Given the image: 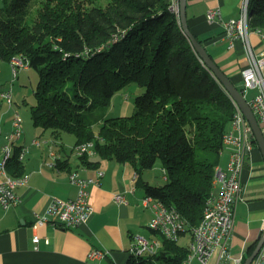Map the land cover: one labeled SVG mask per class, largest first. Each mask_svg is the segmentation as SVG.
<instances>
[{"label": "trees", "instance_id": "1", "mask_svg": "<svg viewBox=\"0 0 264 264\" xmlns=\"http://www.w3.org/2000/svg\"><path fill=\"white\" fill-rule=\"evenodd\" d=\"M34 1L39 6L30 21ZM3 2L0 58L22 57L39 73L37 102L31 106L34 126L56 135L73 133L75 145L93 142L100 159L79 156L87 167H97L101 159L130 163L145 196L179 211L191 227L199 224L214 191L235 104L193 48L173 0ZM248 11L250 29L264 31V0H249ZM132 83L144 89L132 115L92 116ZM17 151L6 165L14 176L24 172ZM159 160L166 180L155 185L143 173ZM56 164L65 168L67 161ZM159 236L163 245L157 253L130 254L126 264H185L188 246Z\"/></svg>", "mask_w": 264, "mask_h": 264}, {"label": "crops", "instance_id": "2", "mask_svg": "<svg viewBox=\"0 0 264 264\" xmlns=\"http://www.w3.org/2000/svg\"><path fill=\"white\" fill-rule=\"evenodd\" d=\"M211 9H219L221 18L209 19L207 13ZM241 12L242 0H187L186 6L189 29L197 38L207 39L204 45L208 52L237 87H242L241 70L248 63L245 43L242 39L231 42L223 21L238 18ZM249 38L257 54L264 52V42L257 30L250 29ZM8 68L10 63L0 58V73ZM9 77L4 80L0 76V181L5 178L1 172L2 146L8 142L16 113H20L19 101L15 100L17 106H14L1 97V90L10 84L12 76ZM249 93L253 94L254 90ZM75 141V137L64 132L56 135L52 130L41 131L36 127L32 132L23 126V135L14 144L28 148L23 160L27 180L16 186L18 203L8 210L0 208V264H126L133 237L143 235V227L149 229L153 213L141 201L145 192L142 195L136 186L135 168L114 159H101L97 167H87L71 147ZM91 157L100 159L97 154ZM229 158L230 148L225 146L218 164L226 168ZM59 159L67 161L65 168L57 166ZM75 170L83 176H96L98 170L104 172L101 184L90 186L93 215L72 228L50 222L34 226L35 215L44 213L53 197L76 196L78 186L69 177ZM242 181L243 199L237 205L228 243L229 256L220 264H235L234 259L241 255L244 263L249 256H246L248 248L260 240L264 230V155L259 146L246 162ZM117 193H124L128 202L116 201ZM36 234L40 236L38 243L34 241ZM94 248L109 253L92 260L89 252ZM218 258L219 251H216L209 261L217 264Z\"/></svg>", "mask_w": 264, "mask_h": 264}, {"label": "built area", "instance_id": "3", "mask_svg": "<svg viewBox=\"0 0 264 264\" xmlns=\"http://www.w3.org/2000/svg\"><path fill=\"white\" fill-rule=\"evenodd\" d=\"M248 5L249 0H242L241 15L238 18L227 19L223 21V24L225 33L231 42L242 39L245 43L248 63L241 70L242 93L249 101L264 130V52L257 54L250 41ZM172 10L180 15V0H173ZM217 16L221 18L219 9H211L207 13L209 19H214ZM257 31L261 34L264 42V31L260 29H257ZM28 67V61L22 57L12 59L10 84L3 88V91L1 90V97L8 104H14V81L18 78L21 69ZM250 90H255V92L250 94ZM232 100L235 104V114L229 130L224 135V147L230 148V158L226 168L219 164L215 167L214 191L206 202L200 223L191 227L176 209L168 208L164 203L151 196H145L143 199L144 205L153 212L152 219L149 222L151 230L173 240H178L182 234L191 232L192 239L188 246L189 256L185 264H192L194 258H197L202 264H207L209 258L216 251H219L217 264H220L224 258L229 256L228 243L235 225L237 205L243 199L242 172L251 152L257 146L251 124L237 101L234 98ZM22 135L23 118L20 113H16L13 119V130L7 135L8 142L2 146L1 172L5 175V178L0 181V208L5 210L14 207L18 203L19 197L15 190L16 186L27 180L25 174L20 176L9 175L6 168L7 162L18 148L14 141ZM34 142H37V140H34ZM19 148V151H17L18 158L23 162L28 148L21 146ZM75 151L78 156L85 154L94 156L96 154L93 142L78 144L75 146ZM103 175L102 170H98L96 176H83L76 170L70 172V181L78 186L76 196L68 199L53 197L46 211L35 215L33 225L39 226L50 222L72 228L88 221L94 213V207L90 200V186L101 184ZM131 191H135V188ZM114 198L121 203L128 202V198L124 193H117ZM159 234L151 233L152 239L146 235H135L129 249L130 254L138 256L157 253L163 245ZM34 241L36 243L40 241L38 234L34 236ZM108 253V250L94 248L89 252V258L92 260L101 259L106 257ZM243 259L244 255L235 258V264H242ZM250 264H264V242Z\"/></svg>", "mask_w": 264, "mask_h": 264}, {"label": "rangeland", "instance_id": "4", "mask_svg": "<svg viewBox=\"0 0 264 264\" xmlns=\"http://www.w3.org/2000/svg\"><path fill=\"white\" fill-rule=\"evenodd\" d=\"M93 1L100 2L101 4H106L108 2V0H93ZM3 4H4L3 0H0V7L3 6ZM38 6H39V2L34 1L32 4V8H31L32 13L30 14V17H29L30 21L32 19H34V16L36 15L35 10H36V8H38ZM9 63H10V69L8 68L6 71L0 73L1 78L4 80L8 79V77L11 76V71H12L11 70V62H9ZM8 74H9V76H8ZM38 80H39L38 71L35 68H32V67L30 68V66H29V68L21 69V71L19 72V77L13 83L14 106H17L15 100L19 101L18 102L19 103L18 108H19V111L21 113L20 115H22V118H23V126L25 129L27 127H28V129L30 128L32 130V132H33L35 127H34V123H33V119H32L31 106L37 102V98L35 95V89L37 87ZM66 87L71 89L72 83L68 82ZM143 92H144L143 88H141L140 86H138L135 83H132V84L124 87L120 91H118L114 95V97L112 98L111 104L108 107H106L105 109L102 107L96 108L93 111L92 116L100 115V113L102 115L107 116V117L118 116V115H128V116L132 115L134 113V110H135V98ZM254 92H255V90H254ZM129 103L131 104V106L127 107V104H129ZM100 123L101 122H97L94 125V128L98 129L100 127ZM64 134L69 135L72 138L75 137V135L73 133L64 132ZM71 144H72L71 147L73 146V148H72L73 151L76 153L75 143L71 142ZM70 150H71V148H70ZM143 178L145 181H149L151 184H155V185H162L165 183L166 174L164 173V170H163V167H162L160 160L157 161V163L154 167L144 169ZM139 189H140L139 193H141L143 195V188L140 187ZM143 199L144 198L142 197V200H141L142 202H143ZM143 233H144L143 235H146L149 238L152 237L150 230L146 227H143ZM191 239H192L191 232H186L185 234H182L179 237L178 242L181 245L189 246ZM192 264H202V263L200 261H198L197 258H194L192 260ZM207 264H213V263L211 261H208Z\"/></svg>", "mask_w": 264, "mask_h": 264}, {"label": "water", "instance_id": "5", "mask_svg": "<svg viewBox=\"0 0 264 264\" xmlns=\"http://www.w3.org/2000/svg\"><path fill=\"white\" fill-rule=\"evenodd\" d=\"M186 6L187 0H180V22L183 31L190 39L193 48L200 56L203 63L207 66V68L213 72L215 77L223 84L228 94L234 98L242 109L244 115L247 120L251 124L258 146L260 147L263 155H264V131L262 125L257 118L254 110L252 109L249 101L243 95L242 90L237 87V85L231 80V78L225 73V71L217 64V62L213 59L211 54L208 52L206 46L196 37L195 34L191 32L187 22V14H186ZM264 233V232H263ZM264 242V234L260 237V240L253 250V252L246 258L243 264H250L254 257L256 256L259 248Z\"/></svg>", "mask_w": 264, "mask_h": 264}]
</instances>
